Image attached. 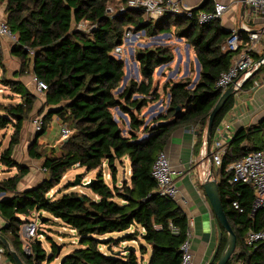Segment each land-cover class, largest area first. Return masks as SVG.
I'll return each instance as SVG.
<instances>
[{"label": "trees", "instance_id": "obj_1", "mask_svg": "<svg viewBox=\"0 0 264 264\" xmlns=\"http://www.w3.org/2000/svg\"><path fill=\"white\" fill-rule=\"evenodd\" d=\"M127 2L0 0V4H5L8 26L18 35V42L11 51L21 61L18 73L25 75L33 67L34 75L48 85L46 101L40 111L44 126L29 149L32 158L43 159L46 176L35 187L19 191V182L29 169L16 161L13 153L20 142L24 122L34 112L37 96L19 80H2L13 93L23 97V102L0 108L6 113L0 114V129L10 125L15 129L9 147L0 154V163L20 171L0 180V194L8 195L0 198V216L7 222L0 232L11 240L14 251L25 264H51L59 257L60 245L50 236V256L39 237L32 243V254L24 251L20 228L35 212L52 216L38 215L43 225L49 226L60 220L76 231L79 247L66 254L60 264H181V246L187 238L189 218L176 200L157 192L152 166L165 150L173 131L182 126H199L195 152L200 154L206 141L209 115L222 94L216 84L221 74L229 70L235 56L234 52L223 50L231 32L220 26L219 19L207 24L198 23L196 15L200 11L197 9H193V17L168 11L159 21L146 20L142 8L127 7L125 12L116 10L113 13L108 10L110 5L118 9ZM82 22H88L90 28L79 29ZM173 27L193 48L201 67L200 78L192 88L193 81L189 78L167 84V110L152 121L157 125L151 127V123L146 125L140 113L159 97L157 91H152L154 72L172 62L174 54L167 47L139 49L135 56L144 79L140 83L130 80L123 91L116 94L122 86L125 69L124 60L117 58L114 50L123 44L127 29L153 35L172 32ZM251 54L255 58V54ZM263 67L264 64L246 81L245 87L255 82ZM135 95L141 97L134 98ZM233 105L234 95L216 117L212 138ZM178 107L180 111L177 112ZM114 108L129 115L127 135L115 120ZM55 116L73 133L62 145L40 150L38 140L47 133ZM260 135L264 137V120L240 130L228 145L223 167L214 171L225 212L237 235L236 251L227 264L239 261L264 264V243L251 247L245 242L251 226L255 229L264 227V210L254 218L251 216L255 198L253 187L240 183L230 185L231 173L226 170L231 162L264 147ZM126 159L130 162V179L119 184L118 165L124 164ZM77 164L87 172L97 171L90 180L91 193L69 190L73 186L70 182L50 195L65 173ZM105 166L111 172L112 185L105 180ZM234 200L239 201L242 212L233 206ZM218 224L221 228L219 246L208 264H217L227 242V232ZM171 225L179 230L178 233L172 232ZM133 227L137 229L128 232ZM121 232L125 235L120 238L109 237ZM140 237L151 246L148 262L144 260L148 248L143 243L139 251L128 246L125 254L114 248ZM0 245L5 248L1 242ZM102 246L106 251L101 249ZM4 252L16 264L9 251L4 249Z\"/></svg>", "mask_w": 264, "mask_h": 264}, {"label": "crops", "instance_id": "obj_2", "mask_svg": "<svg viewBox=\"0 0 264 264\" xmlns=\"http://www.w3.org/2000/svg\"><path fill=\"white\" fill-rule=\"evenodd\" d=\"M182 1L185 6L193 9H195V7L197 6L202 5L199 11H209L216 2H223L226 4H230L232 8L218 21L220 26L227 32H232L234 29L239 30L242 38L245 40L244 42L248 41V35L250 32L261 33L262 37L259 39L256 48L251 53L255 54V60H258L256 59L257 58L256 55L259 56L264 55V16L256 12L254 9L245 6L241 2V0H182ZM0 22H7V15L5 12L4 3L0 4ZM244 26L249 28V31H245L243 28ZM14 45L15 42L9 36L0 37V52L1 54H3V58L5 59L4 65L7 66L9 65L8 66L9 72H12L13 74L11 80L21 81L29 91H31L33 94L37 96L36 104L38 105L40 101L39 96L40 93L42 92H39L36 88V84L34 82L35 75L33 73V67H31L30 71L25 75H21L18 73L21 67V61L18 57L11 54ZM136 64L139 65L138 62ZM197 70H198V64H197ZM257 79H262L261 83L258 85L252 83L249 86L244 87L242 92L239 95L235 96L233 107L224 117L231 121L232 129L234 130L235 134H237L242 129H246L264 120V67L260 72V74L257 76ZM158 102L159 103L149 104L148 107H145L141 111L140 116L145 117L146 118L145 120L148 121L146 122V125L150 123L152 124V121L158 118L163 113V110L166 108L163 106L162 103L163 99L161 100L159 99ZM120 117L126 123V127H123L124 125L120 124V121H122V119L120 120ZM57 119L58 117L56 116L53 118V124L60 125L61 121ZM115 120L123 130V134L127 135L129 130V115L127 113H125V116L121 114H119L118 116L115 115ZM198 133H199L198 127L192 125L182 126L175 129L167 142L165 151L168 153L171 159V164L174 168L185 170L184 174L177 178L178 187L180 189L179 199L177 202L183 208V210L185 211V213L189 218V224H190L189 231L192 234L191 243H192V250L195 260L200 264H208L213 260L215 253L218 249L220 235H221V228L219 227L218 220L213 213L209 199L202 187V183L205 181L206 178L204 172H206L211 167V163L208 160V157L200 156L203 148L201 149L199 155L196 154L195 152L196 151L195 145L198 139ZM192 159H196V162L194 164H191ZM125 161L126 162L129 161V159H126ZM2 165L3 164L0 165V175H3L4 173L6 174L5 172L6 170ZM15 175L17 174L11 175L9 172L8 176H5V178L3 179ZM36 185L23 186V188L19 191H23L35 187ZM88 190L90 191V189ZM4 193L5 192L1 193L2 196L0 198L7 197L6 194ZM21 218L24 219L25 217L21 216ZM32 219H34V217L30 218V220ZM6 225L7 222L0 216V228L5 227ZM133 229H137V228L133 227L128 232H133L134 231ZM139 230H141V228H139ZM59 233L62 234L63 232L59 231ZM124 234L125 233L123 232L114 233L109 235V237L120 238ZM43 236H45V234H43ZM46 237H48V235ZM60 237L64 238L61 235L59 236V238ZM7 240L11 245V249L15 250L11 243V240L9 238ZM40 241L42 243V247L46 250L47 254L49 255V252L52 250L51 243L48 242V244H45L42 240ZM129 242L131 241L122 242L117 246V250H120L125 254L126 248L128 246L131 247V244ZM76 245H78L77 247H79V243H77ZM147 248H148V253L144 256L145 262H148L151 256V246L148 245ZM4 249L7 248L5 247ZM73 249L67 250L66 254L71 252ZM7 251L9 250L7 249ZM62 251L63 250L61 249L59 256L62 254ZM55 260L57 261L56 264H60L62 261L59 259V257H57ZM0 264H15V263L12 261V259L6 252H3L0 253ZM52 264H54V261L52 262Z\"/></svg>", "mask_w": 264, "mask_h": 264}, {"label": "built area", "instance_id": "obj_3", "mask_svg": "<svg viewBox=\"0 0 264 264\" xmlns=\"http://www.w3.org/2000/svg\"><path fill=\"white\" fill-rule=\"evenodd\" d=\"M241 2L245 6L254 9L256 12L264 16V0H241ZM127 7L128 9L142 8L144 10L145 19L149 21L161 20L165 12L168 11L174 14L185 13L188 17H193L195 15L193 8L185 6L182 0H128L126 5H119L118 9L115 5H110L108 10L111 13L116 10L125 12ZM231 8L232 6L230 4L216 2L211 10L198 12L196 18L200 24L211 23L215 20L221 19ZM85 26H88V29L90 28L88 22H82L78 27L85 28ZM84 28H82V30H88ZM243 28L245 31H249V28L246 26ZM5 36H9L12 40L18 41V35L12 32L7 22H0V37ZM133 37H135L133 35V29H127L123 44L115 48L114 54L120 56L125 50L124 46L127 45V43H130ZM261 37L262 34L259 32H250L248 35V41L244 42L245 40L242 38L239 30L234 29L231 32V35L223 45V50L234 52L235 56L229 70L221 74L216 84V87L221 93L225 92L232 84H235L234 94L239 95L244 89L246 81L253 77L254 71L264 64V60H255L251 54ZM261 81L262 79H256L254 83L258 85ZM34 82L39 92H45L48 89V85L36 76H34ZM118 110L119 112L121 111L119 108ZM34 122L37 130H41L44 125L43 117L36 116ZM60 126L61 135L65 138H69L73 133L71 128L62 122ZM235 135L231 121L227 118H223L212 138L211 156L215 172L223 167L224 155L228 149V145L234 139ZM200 156L208 157L206 141L204 142V147ZM195 162L196 159L191 160V164H194ZM78 166L79 164H77V167ZM226 170L231 173V176L228 179L230 185L240 183L243 185L248 184L253 187L255 198L253 201L251 216L254 218L259 212L264 210V147L253 150L244 157L231 162ZM43 171L46 172L47 169L43 167ZM184 171V169H177L172 166L171 159L165 150L160 152L152 166V176L157 183V192L164 197L178 201L180 189L178 187L177 178L182 176ZM209 174L210 168L204 172L206 178ZM233 206L239 211H243L238 200L233 201ZM38 221V217L29 220L22 224L20 228V236L23 241L24 251L27 254H32L33 241L39 236H43L41 235L42 230L38 225ZM170 227L173 233H178L179 230L177 228L173 225ZM72 231L76 232L74 229H72ZM191 239L192 234L188 230L187 238L181 246V264H200L195 260ZM245 242L246 245L251 247H254L259 243H264V227L261 229H255L251 226L246 234ZM3 252L4 248L0 245V253ZM236 264H243V262L239 261Z\"/></svg>", "mask_w": 264, "mask_h": 264}, {"label": "rangeland", "instance_id": "obj_4", "mask_svg": "<svg viewBox=\"0 0 264 264\" xmlns=\"http://www.w3.org/2000/svg\"><path fill=\"white\" fill-rule=\"evenodd\" d=\"M84 23V22H83ZM79 29H82L84 27H78ZM84 29H88V26H85ZM133 37L132 41L130 43H127V45L124 46V52L120 54V56L115 55L117 58L124 60V69H125V76L127 75L128 78L125 81V77L123 79L122 86L115 91L116 94H119L123 91L124 87L128 84L130 80H135L136 82H142L144 79L140 73V66L136 64L138 61L136 60V53L139 49L147 48V47H167L170 49L174 54V60L168 64L162 65L158 67L154 72V81H153V89L152 91H157V94L159 97L154 99V96L151 95V97L154 99L149 104H155L159 103L158 100L163 99V106L166 107L163 110V113L167 110V103L169 101V96L167 94L168 89H166V85L170 83H175L180 80L190 79L193 82L196 80L198 75L197 70V60L195 57V53L193 48L189 45L186 38H183L181 36H178L177 31H175L173 27L172 32H166V33H157L153 35H146L145 31H135L133 29ZM139 36V37H138ZM14 41V40H13ZM15 44H17L18 41H14ZM5 59L3 58V54L0 52V108H3L5 106H8L10 104H16L23 102V97L20 95H17L16 93H13L10 86H6L3 83V79H9L13 77L12 72H9V68L7 65H4ZM139 63V62H138ZM192 82V84H193ZM191 84V85H192ZM190 85V88H192ZM237 96L234 94V98ZM40 101L38 105H35L34 112L30 115V117L24 122V127L21 133L20 142L18 145L15 146L14 151V159L21 163L23 166L27 167L29 169V173L24 176L21 181L19 182L18 189L21 190L23 186H34L38 184L41 180H43L46 176V172L43 171V159H36L32 158L29 154L30 146L34 143L36 140V136L39 135V132L42 130H37V127L35 125V117H43L42 113L40 112L42 108L44 107V100L46 101V91L40 93ZM141 97L140 95H135L134 98ZM148 104V105H149ZM145 106V107H148ZM144 107V108H145ZM143 108V109H144ZM142 109V110H143ZM141 110V111H142ZM46 111V109H45ZM118 108L113 109V113L118 116L120 112H118ZM0 114H6L0 109ZM44 115V113H43ZM141 115V113H140ZM142 117V116H141ZM146 119L145 117H143ZM122 118L120 117V120ZM58 120V119H57ZM145 122H148L145 120ZM60 124V123H59ZM121 125H124L123 127H126V123L122 119L120 121ZM157 124H152L151 127H155ZM44 126V125H43ZM122 127V128H123ZM199 129V126H197ZM14 127L10 125L7 128L0 129V154L9 147L11 137L14 133ZM144 137V136H143ZM262 140H264V137L262 135L259 136ZM68 139L67 137H63L61 135V126L58 124H52L50 128L47 130V133L43 136H41L38 140L40 144V150H45V148L49 149L51 146H60L62 143ZM260 142H257L259 144ZM1 165V164H0ZM5 172L3 175H0V179L5 178V176H8V173L10 172L11 175L19 174V169H9L8 167H5ZM104 175L105 180L108 184L112 185V176L109 168L107 166L104 167ZM8 171V173H7ZM97 171L87 172L85 168L83 167H74L70 170H68L65 175L63 176V179L61 183L53 190H51L50 195H54L58 189L65 188L70 182H72V187L69 190H75L80 193L88 192L89 194L91 191H89L88 187L85 185L90 182L95 176ZM130 162L127 161L122 165H118V174L117 179L118 183L121 184L122 181L125 179H130ZM10 176V175H9ZM215 177V175H214ZM216 178V177H215ZM79 180V181H78ZM78 182V184H76ZM2 195L0 194V197ZM4 196V195H3ZM8 197V195H6ZM6 197V198H7ZM38 215H43L46 217H52L46 212H35L33 217L36 219ZM38 225L41 227L42 234H45V236H39L38 239L42 240L45 244H48L49 240L47 235L54 238L56 243L60 245V249H62V254L59 256V259L62 260L66 254V251L69 249L76 248L78 245H76L79 241V238L76 236V232L72 231L71 228L65 226L60 220L55 221L54 223L48 225L41 224L40 221H38ZM136 230V229H133ZM63 232L62 234L59 233ZM75 234V235H72ZM63 236L64 238H59V236ZM125 235V234H124ZM141 238V237H140ZM137 239L136 241L129 242L131 246L136 247L138 251L140 250V244L141 242L146 245L145 241H142L141 239ZM148 247V245H146ZM115 250H117V247H114ZM119 248V247H118ZM102 250L106 251V247L102 246ZM52 254V250L49 252L50 256ZM139 254V252H138ZM140 255V254H139ZM57 261L54 260V264H56Z\"/></svg>", "mask_w": 264, "mask_h": 264}, {"label": "water", "instance_id": "obj_5", "mask_svg": "<svg viewBox=\"0 0 264 264\" xmlns=\"http://www.w3.org/2000/svg\"><path fill=\"white\" fill-rule=\"evenodd\" d=\"M202 5L195 7V9L199 10L201 9ZM264 60V55L260 59V61ZM198 63V75L196 80L193 82L191 87H193L197 81L200 78V72H201V67L199 61ZM163 67V66H162ZM260 69V68H259ZM259 69H256L253 73V76H255ZM128 76H125V80H127ZM235 84H232L225 92L221 94L219 97L218 101L216 102L214 108L212 109L210 115H209V121L207 125V130H206V149H207V154H208V160L211 163L210 167V174L209 176L205 179V181L202 183V187L209 199V202L211 204L213 213L215 217L217 218L218 222L220 225L226 230L227 232V242L226 245L221 253V256L217 262V264H227L232 256L234 255L236 248H237V235L231 226V223L227 217V214L225 212V208L223 206L220 190H219V182L218 179L214 177V168L212 165V156H211V146H212V134H213V128L215 124L216 117L218 114L221 112L223 109L224 105L228 101V99L234 95L235 93ZM180 111V107L177 108V112ZM121 115H125L122 111H120ZM146 137V136H145ZM65 141H68L66 139ZM233 141V140H232ZM231 141V142H232ZM230 142V143H231ZM79 181V180H78ZM78 184V182L76 183ZM88 188L91 186V182L85 184ZM41 222V220H40ZM0 242L3 244L10 252V254L13 256L14 260L16 261V264H25L22 259L19 257V255L11 249V245L9 241L2 235L0 234ZM131 249L135 250V247L131 246ZM61 249L59 248L58 250V256L60 254Z\"/></svg>", "mask_w": 264, "mask_h": 264}]
</instances>
